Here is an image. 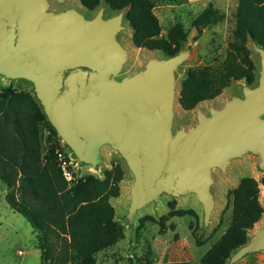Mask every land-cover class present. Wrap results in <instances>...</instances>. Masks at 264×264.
<instances>
[{
    "label": "water",
    "instance_id": "water-1",
    "mask_svg": "<svg viewBox=\"0 0 264 264\" xmlns=\"http://www.w3.org/2000/svg\"><path fill=\"white\" fill-rule=\"evenodd\" d=\"M105 6L88 18L67 0H0V77L31 86L79 168L98 172L105 149L120 156L131 176L121 218L128 237L138 213L164 197L194 198L204 232L216 206L215 170L226 177L233 163L253 159L256 174H264V48L250 39L258 59L254 85L240 84V94L220 108H196L195 122L181 126L176 75L191 48L148 58L127 74V9L105 16ZM260 259L264 227L225 264Z\"/></svg>",
    "mask_w": 264,
    "mask_h": 264
},
{
    "label": "trees",
    "instance_id": "trees-1",
    "mask_svg": "<svg viewBox=\"0 0 264 264\" xmlns=\"http://www.w3.org/2000/svg\"><path fill=\"white\" fill-rule=\"evenodd\" d=\"M79 2L89 11L102 3L114 12L127 9L125 18L136 48L172 56L186 40L179 23L171 26L165 37L160 36L151 0ZM217 15V10L208 6L194 19V41L204 28L217 20ZM250 39L264 48V0H238L232 40L224 60L216 69L187 71L178 99L183 110L191 111L198 104L216 98L231 81L249 85L255 82L257 68L247 46ZM18 95L8 89L0 96V182L6 188L5 202L36 232L41 264H96L98 253L124 239V229L115 220L110 203L119 196L123 170L113 166L103 173L102 179L86 176L69 185L57 165L60 144L43 152L40 124L46 118L40 106L33 104V116L22 113ZM259 185L264 186V176L259 181L243 177L229 191V225L201 257L200 264H225L234 250L248 242V231L264 212L259 202ZM189 213L177 210L172 215L183 217ZM167 229L164 223L160 224L161 233ZM196 245L200 246L201 242L197 240Z\"/></svg>",
    "mask_w": 264,
    "mask_h": 264
},
{
    "label": "rangeland",
    "instance_id": "rangeland-1",
    "mask_svg": "<svg viewBox=\"0 0 264 264\" xmlns=\"http://www.w3.org/2000/svg\"><path fill=\"white\" fill-rule=\"evenodd\" d=\"M151 1L153 13L160 25V36L165 37L169 28L179 23L186 33V40L178 51L182 48H191L190 57L176 75L178 89L188 70H212L221 65L226 56L228 43L232 40L238 0ZM67 5L91 18L104 4H100L92 11L85 9L79 0H67ZM208 6L217 10L218 18L204 28L202 35L194 41L196 30L193 27V21ZM113 13L114 11L105 6V16H110ZM125 26L128 29L122 32L121 41L128 52V60L124 67L127 74L139 70L148 58L167 57L159 51L136 48L131 41L132 32L127 22ZM247 46L251 59L258 69V59L251 47V41ZM243 83L245 82H229L220 95L198 104L191 111L183 110L176 102L175 115L178 125L190 126L193 124L195 122L194 111L198 107L202 108L204 112L208 106L220 108L230 95L240 94L239 85ZM8 89L19 94L21 112L33 116V104L38 105V103L34 98L31 86L27 83L11 82L0 77V96ZM40 135L43 152L55 144H60L46 120L40 124ZM101 158L102 164L99 166L98 172L77 166L75 176L76 178L94 176L102 179L103 173L112 169L113 166L118 165L122 168L124 175L120 183L119 196L111 199L110 203L114 208L115 220L124 229V239L102 251L96 257L97 264H161L165 262L200 264L201 257L220 239L229 225L231 219L229 191L235 188L243 177H253L259 181L264 176V174L261 176L256 174L253 159L236 161L228 169L226 177L215 170L213 172L215 182L211 187V192L216 198V206L208 229L204 232L202 231V212L194 198L181 201L164 197L155 207L146 208L138 213L133 234L128 237L121 218L124 214V205L129 198L128 187L131 183V176L116 152L105 149ZM5 193L6 188L0 182V264H41L36 232L22 216L9 209L5 202ZM259 202L264 211V186L262 185H259ZM177 210H186L191 213L183 217L173 216L172 214ZM161 223L168 227L165 233L160 232ZM169 226H173V229H169ZM262 227H264V212L258 223L248 231V241ZM197 240L201 242L200 246L196 245ZM248 264H264V259L253 260Z\"/></svg>",
    "mask_w": 264,
    "mask_h": 264
},
{
    "label": "built area",
    "instance_id": "built-area-1",
    "mask_svg": "<svg viewBox=\"0 0 264 264\" xmlns=\"http://www.w3.org/2000/svg\"><path fill=\"white\" fill-rule=\"evenodd\" d=\"M61 150L56 152L57 165L60 168L64 179L71 185L76 181L75 168L77 167L74 158L72 157L69 150L60 143Z\"/></svg>",
    "mask_w": 264,
    "mask_h": 264
},
{
    "label": "crops",
    "instance_id": "crops-1",
    "mask_svg": "<svg viewBox=\"0 0 264 264\" xmlns=\"http://www.w3.org/2000/svg\"><path fill=\"white\" fill-rule=\"evenodd\" d=\"M116 244H117V243H116ZM101 253H102V252L98 253L96 257H98V256H99V254H101ZM97 263H98V262H97ZM97 263H96V264H97Z\"/></svg>",
    "mask_w": 264,
    "mask_h": 264
}]
</instances>
